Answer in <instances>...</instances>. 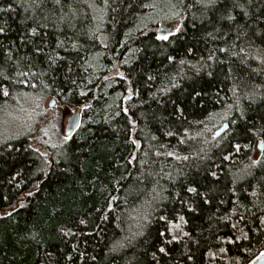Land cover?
Segmentation results:
<instances>
[{"label": "trees", "instance_id": "1", "mask_svg": "<svg viewBox=\"0 0 264 264\" xmlns=\"http://www.w3.org/2000/svg\"><path fill=\"white\" fill-rule=\"evenodd\" d=\"M156 1L0 0V7L12 5L0 13L8 24L0 36V88L9 92L0 91V115L36 95L83 109L69 139L37 138L48 152L34 144L32 129L0 138V264H153L163 229L157 217L167 209L171 218L173 208L190 237L168 245L160 264H247L264 249V0H219L210 8L179 0L182 31L166 46L155 40L159 22L142 24L153 8L146 5ZM229 11L235 21L224 18ZM209 54L210 67L201 68ZM129 88L139 95L126 99ZM192 178L213 190L212 202L201 201L196 212L171 198ZM95 207L109 217L102 232L63 236L61 228L77 231L78 219L98 215ZM240 216L249 239L230 244L223 238ZM74 243L87 255L69 262Z\"/></svg>", "mask_w": 264, "mask_h": 264}, {"label": "snow or ice", "instance_id": "2", "mask_svg": "<svg viewBox=\"0 0 264 264\" xmlns=\"http://www.w3.org/2000/svg\"><path fill=\"white\" fill-rule=\"evenodd\" d=\"M59 2V0H57ZM203 4L205 8H210V7H215L218 3L219 0H199ZM248 3H251V0H248ZM153 5H146V7H152ZM237 7H240V5H236ZM12 11V5L9 4L6 8L0 7V13H9ZM174 15H179V13H174ZM244 15H248L247 12L244 13ZM226 20L228 21H235V17L231 14L229 11L225 17ZM8 31V24L7 21L0 22V36H3L6 32ZM31 35L35 37L38 34V29L36 27H32L29 29ZM182 31V25L181 24H176L174 25L171 29L166 30L164 32H161L159 34L155 35V40L163 42L164 45L166 46L167 44L172 43L173 41L170 38L176 37L178 33H181ZM36 52H40L41 48L39 46L36 47L35 49ZM194 50L192 48H188L186 50L187 54H191ZM219 51L225 52L227 49L225 48H220ZM166 59L169 62H173L176 60V57L173 55H166ZM201 61H203L201 68L205 67H210V65L207 64V61H212L214 59V54H209L207 56V59L205 60L204 57L200 58ZM56 63V59L50 58V66L54 65ZM123 63H127V61H123ZM186 61L184 59L179 60L180 65H184ZM195 67V66H193ZM68 72H72V68L69 66L68 67ZM123 78V73H117ZM199 74V70H198ZM209 77L213 76L212 71H207L206 73ZM22 76H27L28 73H20ZM107 79V77L105 78ZM155 79L154 76H148L147 80H153ZM91 81H89L90 83ZM21 83H24V81H21ZM71 83L75 85L77 82L76 80H71ZM179 85L173 84V87H178ZM34 87V85H33ZM47 87V85H45ZM0 91H2L3 95L7 97L9 95V92L7 88H0ZM81 95H86V93L81 92ZM195 95H200L199 92H195ZM133 95H139L138 91L129 88L128 89V95L126 96V99L131 100ZM175 104V102L173 101ZM84 107H88V105H85ZM122 111L127 114L128 109L124 108ZM175 112L177 115H182L183 114V109L180 108L179 106H176ZM120 113L117 112L116 115H119ZM78 126V125H77ZM168 135H172L171 132L168 133ZM69 139V136H65V140ZM134 144L138 145V141H133ZM234 149L236 151H239L241 148L240 144H235L233 145ZM169 156H172L173 153L169 152ZM224 159H228V156H224ZM183 159L187 160L188 157L185 156ZM129 164L132 163V160L130 159L128 161ZM259 160H253L252 164L256 165L259 164ZM209 174L212 177H216L217 173L215 171H210ZM212 189L203 187L201 184H199L195 178L192 179H186L184 182L180 184V190L175 191L174 193L171 194V198L178 200L180 208L181 209H186L188 212H196L199 208V204L202 201L203 204H210L212 202L213 196H212ZM255 194V193H253ZM28 195H32L31 192L28 193ZM199 198V200L197 199ZM115 197H112L111 200H109L106 204V208L109 212L112 211V200H115ZM161 200H166L169 199V197L161 196ZM21 207H23V204H21ZM94 213H97L98 215L92 216L91 214L78 219V225L83 226V228H78L77 231H73L71 228L64 229L61 228L60 231L63 234V236L68 237V236H77L78 234H82L85 236H91L93 234V231L99 233L103 231L102 225L108 221L109 217L105 215V207H95L93 209ZM233 214H235L236 209L234 208L232 210ZM11 213H5V215H10ZM158 220L162 222L163 224V229L158 232L159 236V243L155 246V250L151 252V257L153 260V264H160V259L162 257L169 256L170 254V249L168 248V245L175 243H182L185 237H190V233L187 231H184L183 225L187 224V220L184 215L180 214L177 209L173 208L171 210V218H169V213L167 209H164L161 211V213L158 215ZM225 220H230V216H225ZM244 220L243 216H240L238 221L236 223L231 224V228L233 229V235L224 237L228 243H237L241 240H248L249 239V232H251V229H248V231H245L244 229H241L238 227L239 223ZM259 224L264 225V217L259 218ZM91 227V231H85V229H88ZM247 227V225H245ZM235 232H239V235H235ZM122 246V245H121ZM72 251L76 255L74 256L73 254H68L66 259L69 262H72L74 259H83L87 253L86 249L84 251L79 250V243H74L72 244ZM117 246L113 245L112 249L110 251L115 252ZM221 252L225 251L224 248L220 249ZM91 261H96L95 256H89L87 257ZM188 260H191L192 257L189 255L187 256ZM264 259V252H261L260 255L257 257V260ZM237 264H239V259L237 260ZM251 264V262H249Z\"/></svg>", "mask_w": 264, "mask_h": 264}, {"label": "rangeland", "instance_id": "3", "mask_svg": "<svg viewBox=\"0 0 264 264\" xmlns=\"http://www.w3.org/2000/svg\"><path fill=\"white\" fill-rule=\"evenodd\" d=\"M179 10V0H157L150 13L144 17L142 24L146 25V28L156 22H159L157 28L164 24L172 27L178 23L182 25L184 16L174 15ZM53 98L36 95L5 108L0 115V138L7 139L32 129V134L36 138L33 142L36 145H38L37 138L41 135L47 142L62 143L66 136L67 118L77 110L82 113L83 109L79 106L62 105L57 100L53 106H50ZM37 147L43 148L40 145ZM42 151L48 152V149L43 148ZM2 214L3 211L0 212V216Z\"/></svg>", "mask_w": 264, "mask_h": 264}, {"label": "water", "instance_id": "4", "mask_svg": "<svg viewBox=\"0 0 264 264\" xmlns=\"http://www.w3.org/2000/svg\"><path fill=\"white\" fill-rule=\"evenodd\" d=\"M172 28V25H159L158 27V34L161 32H164L166 30H169ZM55 98H53L50 102V106H53L55 104ZM81 119H82V113L80 112V110H77L76 112H74L72 115H70L67 118V124L65 127V135L66 136H72L75 131L78 129V127L80 126L81 123ZM78 125V126H77ZM228 127L227 123H224L221 127H219L216 131H215V135H219L221 134L223 131H225V129ZM262 146V142H259V148H261ZM261 252H264V249L261 250L255 257H253L249 262H251V264H264V259H260L257 260V257L260 255ZM249 262L247 264H249Z\"/></svg>", "mask_w": 264, "mask_h": 264}]
</instances>
